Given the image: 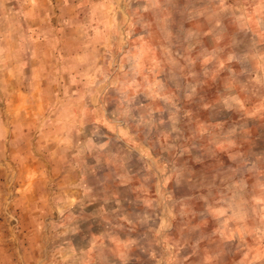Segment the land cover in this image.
Listing matches in <instances>:
<instances>
[{
	"label": "rangeland",
	"instance_id": "1",
	"mask_svg": "<svg viewBox=\"0 0 264 264\" xmlns=\"http://www.w3.org/2000/svg\"><path fill=\"white\" fill-rule=\"evenodd\" d=\"M0 264H264V0H0Z\"/></svg>",
	"mask_w": 264,
	"mask_h": 264
}]
</instances>
